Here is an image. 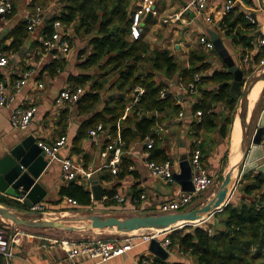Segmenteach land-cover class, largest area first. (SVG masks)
<instances>
[{"label": "crops", "instance_id": "0c3cea01", "mask_svg": "<svg viewBox=\"0 0 264 264\" xmlns=\"http://www.w3.org/2000/svg\"><path fill=\"white\" fill-rule=\"evenodd\" d=\"M58 1L47 0L45 2L43 8H41L42 23L32 31H28L27 29L26 31H20L18 29L22 25L27 27V19L35 12L33 7H31L32 0H13L11 13L0 17V55L7 62L4 67L0 68V83L5 86L7 92H12L14 83L21 79L24 73L31 72L32 75L28 82L17 92L13 103L7 107L0 108V157L27 138H32L36 144L37 141L52 143L61 136L66 137V144L58 155L60 159L48 162L45 157L47 165L39 177V183L46 191V195L39 203L45 206L46 212L60 217L70 215V217L75 218L87 214L116 215L118 217L162 214L158 209L160 204L174 199L183 192L180 185L174 179L173 182L168 183L164 180L151 177L146 168L145 154L148 153L149 160L155 163L172 162L173 175L179 174L181 173V162L184 160V157L190 166L189 159L196 142L203 143L208 149L204 155V161H202L203 165L213 177L214 182L216 180L218 183H221L218 179L219 176L223 180L225 170L227 169L228 171L231 167V162L236 160V157L238 158V156H232L235 148H232L231 133L228 144L227 140L219 138L217 131L202 133L195 141L190 135V125L192 122H198L200 117H196V114L191 112V106L198 95L196 89L193 92H187L177 83H171L169 92L178 95L184 117L182 119L176 118L163 121L161 123L163 129L159 133V141L156 144L154 141L153 147L150 150L146 149V141L136 140L127 148H125L124 144V154L121 157L116 174H112L107 167V158L101 156L105 146L109 142L107 136L112 135L109 128L101 124L104 131L96 138L98 144H95L88 134L94 127L87 131L85 138L75 142L81 125L89 120L94 112L102 109V105L108 96L116 93L107 90L101 92V105L99 106V103L95 106V111L87 113L80 112L77 103L70 104L57 101L59 92L66 87L73 88L80 76H91L90 83H92L100 73L95 67V71L90 74H84L79 71V69H82L80 63L89 54V50L87 49L85 55H79L80 51L87 48L88 37H75L70 29H68L66 35L71 40L69 52L73 48L76 49V55L73 59L69 58V52L62 56L57 49H53L50 52L45 51L43 40L50 37L45 38L43 36V29L49 20L47 19L49 15L59 14ZM140 1L133 0L130 13L137 8ZM149 1L157 11V15L142 14L141 40L149 46L151 51H168L176 60L184 59L183 64L177 61L181 67L187 66L189 50L203 51L208 55V61L211 63L209 73L215 70H228L227 64L224 61L225 58H230L237 67V53L231 46L230 40L225 37L223 31L218 27V22L225 15L221 11L224 0H209L205 15L210 16V23H205L202 17L192 20V12L186 9L187 0ZM233 12L236 16L248 14L255 20L254 42L251 54L255 55L263 51L264 48L258 45V41L264 32V0H246L245 7L235 9ZM209 31L218 36V40L222 45L220 52H216L215 49L204 51L199 46V37L203 35H206L209 41L213 43L208 35ZM194 33L196 35L192 37L191 34ZM19 36L24 37L20 38ZM15 39H21L22 44L17 50H12L11 46ZM75 39H79L82 45H79L80 42L77 43L78 41H75ZM128 40L131 41L129 35ZM220 53L225 55L221 56ZM55 55H60V58H64L65 65L55 75H51L44 70V67L51 60H56ZM90 83L82 87L84 89L83 94L88 91ZM39 84H41V88L38 87ZM131 97L132 95L127 93L124 96L126 100ZM31 106H35L37 109L31 126L26 130L13 129L9 121L12 111L15 109H26ZM263 107L264 104L259 108L255 118H253V115L251 117V120L254 119L255 124L249 132L250 140L257 129L258 119ZM159 116L160 114H155L156 118ZM174 132L177 134V139L174 137ZM237 145L236 143L235 147ZM77 149L79 152L76 151ZM225 151H227L226 162H224ZM230 154L232 157L229 158ZM62 159H70L80 169L92 171L93 174L90 182L83 184L82 180L78 178L69 181L64 180L60 163ZM256 162L259 166L264 165V155L256 160ZM121 174L122 177H120ZM245 175L246 178L240 180L236 186L237 190L233 202L237 203L240 200H245L249 203L255 198H259L264 192L263 183L260 189L253 191L252 194L246 195L244 193L245 186L253 184L255 182L254 178L260 176V179L264 180V167L259 171L255 169L249 170ZM95 179L100 188L98 199H95L93 193L92 181ZM69 182H74L77 186L83 185L90 192L91 205L89 207L81 206L78 203L73 206L67 201L70 198L60 195V190L67 187ZM207 191V193L203 192V194L197 195L198 203L185 211L197 209L210 201L214 195V191L210 189ZM49 193L53 197L46 200ZM143 194L145 198L140 199V196ZM115 195L125 197L124 204H118L114 200ZM17 196H19L18 192L15 196L1 193L0 200L6 203L0 205L18 215L27 216L25 213L28 211V208L25 206V200L20 201V198ZM14 203L23 205L25 210H19L13 205ZM49 220L59 219L55 216ZM5 221L7 220L0 218V228H5L7 234L14 240L11 244L14 254L12 264H141L145 260H151L154 263L155 261H161L162 264H195L194 258L189 254L180 253L176 248H165L162 245L161 238L156 239V242L159 243L160 248L166 254V258L163 259L155 255L150 249V241L146 243L140 242L139 236L146 233V230H139L143 232L136 235L132 233H119L113 229L67 232L56 228L39 229L37 230V234L36 232L24 231L22 228L13 226L10 221ZM219 221L220 217H213L212 215L200 221L197 225H211L212 229L209 230L211 234L215 231V226H217V222ZM175 229L182 228L177 227ZM60 232L64 234L59 238L56 234ZM75 233L79 235L77 236L78 240L74 242L105 239L113 240L118 245L130 244L131 249L122 256L113 258L105 263H97L81 257L69 259L67 253L61 248L60 242L68 240L64 235H75ZM0 258V264H3V258L1 256Z\"/></svg>", "mask_w": 264, "mask_h": 264}, {"label": "trees", "instance_id": "16d2710c", "mask_svg": "<svg viewBox=\"0 0 264 264\" xmlns=\"http://www.w3.org/2000/svg\"><path fill=\"white\" fill-rule=\"evenodd\" d=\"M46 1L32 0L31 7L34 10L37 7L43 8ZM132 3L133 0H64L58 5L59 14L47 17L49 20L43 29L45 38L51 37L56 21L72 30L75 37H88L87 48L80 51L79 55H85L87 49L89 54L80 63V67L83 70L95 67L100 73L92 83L91 76L82 75L74 85L73 88H78L91 84L76 102L80 112L95 111V106L101 103V92L104 90L117 95L113 101L103 103L102 109L94 112L81 125L75 142L85 138L89 129L102 124L110 129L112 136L120 135L125 148L136 140L145 141L147 137L154 139L156 144L159 140L152 133L153 127L165 120L178 118L182 111L177 102L178 95L175 99L169 92L171 83H177L188 92V85L199 75V82H194L198 96L191 106V112L196 114L200 111L201 117L198 122L191 123L190 135L196 141L202 133L217 131L219 138L228 143L238 104L230 91L233 74L227 69L209 73L211 63L208 55L200 50H189L187 66L181 67L170 52L151 51L141 39L129 41ZM20 27V31H26V26ZM218 27L236 51L237 68L244 79L253 75L254 67L264 57V50L251 54L255 26L242 14L236 16L232 12L220 19ZM65 39L71 44L69 37ZM21 44V39H15L12 50H17ZM64 65V58L54 59L44 70L55 75ZM137 86L144 90L137 102H133L136 94L127 100L118 97L126 91L127 94H132ZM163 89L168 94L160 99L159 93ZM156 113L160 114L157 118ZM195 148L201 151V160L204 161L208 149L203 143L197 142ZM76 151L79 152L78 149ZM226 155L227 151L224 162ZM245 178L246 175L240 176L238 183ZM218 179L222 182L221 176ZM254 180L253 184L245 186L246 195L260 189L264 183L260 176ZM60 195L81 206L91 205L90 192L83 185L77 186L74 182H69L67 187L62 188ZM3 203L6 202L0 200V204ZM13 205L19 210H25L23 205ZM213 217H220L213 233L209 234L211 225L175 229L166 236L170 241L169 247L189 254L194 258L195 264H264V192L249 203L245 200L237 203L228 200L221 212L213 214ZM154 264L162 262L155 261Z\"/></svg>", "mask_w": 264, "mask_h": 264}, {"label": "built area", "instance_id": "2783aa9c", "mask_svg": "<svg viewBox=\"0 0 264 264\" xmlns=\"http://www.w3.org/2000/svg\"><path fill=\"white\" fill-rule=\"evenodd\" d=\"M149 0H141L137 5V8L130 15V26H129V38L131 41L141 39V19L142 14H151L152 16L157 15V11L154 9L153 5ZM13 0H0V17L11 13ZM209 0H187L186 9L192 12V20L197 19L198 17H202L205 23H210L211 18L208 15H205V11L207 10ZM246 0H224L221 6V11L224 14L232 13L235 9L240 7H245ZM58 15V14H57ZM246 20L255 25V20L250 17L248 14L244 16ZM43 17L41 15V8L37 7L35 12L27 19V27L28 31H32L36 26L42 23ZM166 22V20H165ZM67 28L62 26L59 21L54 22L53 24V33L50 38L43 40V47L46 52H50L51 50H59L60 54L63 56L69 52V42L67 39L66 32ZM199 46L204 51H212L214 49V45L211 41H209L206 35L199 37ZM258 45L264 48V32L261 34ZM56 60L60 58V55L54 56ZM6 60L0 55V68L6 65ZM264 71V59H262L257 66L254 67V73L259 74ZM31 72H26L22 75V78L16 81L13 85L12 92H7L5 86L0 83V108L7 107L11 105L14 101L15 95L20 89L28 82L31 77ZM200 76L196 75L194 77L193 83L188 85L189 92H193L195 90L194 82H199ZM41 88V84L38 85ZM185 90V89H183ZM134 103L137 102L139 96L144 93V90L137 86L133 89ZM84 89L82 87L78 88H70L66 87L61 90L58 94L57 101L58 102H66L70 104L76 103L80 97L83 95ZM168 92L163 89L159 93L160 99H163L167 96ZM172 94V93H171ZM172 96L177 99L176 94H172ZM177 102L181 105L180 101ZM182 107V106H181ZM37 109L35 106H31L26 109H15L12 111L10 115V125L13 129L16 130H26L31 126L33 117L36 113ZM184 117L183 109L179 113L178 118L182 119ZM196 117H201V112H196ZM163 126L162 124H156L152 129L153 135L157 138L159 137V133L162 132ZM104 128L101 124H98L95 128L91 129L88 134L91 137V140L98 144L97 137L100 133H103ZM108 144L105 146L102 157L107 158V167L110 169L112 174H116L118 171V165L121 162V157L124 154V142L121 140L120 135L117 134L115 137L112 135L107 136ZM146 141V149L150 150L153 147L154 139L145 138ZM66 144V137L61 136L52 143H45L42 141H37L36 145L40 149V151L45 155L48 162L57 161V156L59 155L60 150ZM260 146H264V127L263 132L260 138ZM148 153L145 154L146 159V168L148 169L151 177L164 180L168 183L173 182V171H172V162L164 161L162 163H155L149 160ZM202 153L199 149H194L190 155L189 164L191 168V183L193 186V192H183L180 195L176 196L174 199L164 202L160 204L159 211L162 214H171V213H179L186 206L190 204L192 199L197 195L209 190L214 185V179L204 167L202 162ZM61 163V172L63 179L66 181L80 179L83 184H87L91 180V176L93 174L92 171L82 170L77 165L73 163L70 159H62ZM1 195V193H0ZM145 195H141L140 199H144ZM20 201H24V198H20ZM114 200L118 204H124L125 197L120 195H115ZM68 203L71 205H77L76 201L68 199ZM28 211L32 214L41 215L43 218L48 215L46 212V208L41 203H37L33 205ZM173 229H147L146 233L139 236L141 243H146L151 240H156L161 238L162 245L167 248L170 245L169 239L166 237ZM210 234V232H209ZM13 238L10 237L5 228H0V256L3 258V264H12V258L14 256L12 250V242ZM61 248L67 253L69 259L74 258H86L89 260H93L97 263H105L113 258L122 256L127 251L131 249V245H118L113 240H90V241H82V242H73L70 240H62L60 242ZM141 264H154L151 260H145L141 262Z\"/></svg>", "mask_w": 264, "mask_h": 264}, {"label": "water", "instance_id": "95a60500", "mask_svg": "<svg viewBox=\"0 0 264 264\" xmlns=\"http://www.w3.org/2000/svg\"><path fill=\"white\" fill-rule=\"evenodd\" d=\"M63 2L64 0L58 1L59 4ZM208 35L213 41L215 51L220 52L222 50V45L218 40V36L211 31L208 32ZM220 55L224 56L225 54L220 53ZM224 61L227 64L228 71L233 74V81L230 88L231 94L238 101L232 123L231 137L235 133H240L241 135L240 141L233 151L232 156L239 154L240 158L237 164L227 171L217 192L205 205L194 210L171 214L133 215L124 218L116 215L87 214L79 218L59 220L24 219L19 217L17 213L0 205V218L10 221L13 226L31 229L57 228L67 232L114 229L119 233H132L134 231L147 229L174 230L177 227L194 226L207 217L220 212L225 207L227 201L221 208H218V206L225 201L224 199L227 196H225V194L235 174L240 172V176H243L249 170L255 169L259 171L264 167V165L259 166L256 162V160L264 155V146H260V138L264 127V107L259 116L255 134L250 140L248 106V94L257 82L264 81V73H259L250 78L247 82H244L243 74L230 58H225ZM126 93L127 91L118 95V97L124 99ZM116 97V94L110 95L104 103L111 102ZM256 108L257 105L255 109ZM232 156L230 154L229 158ZM57 158L60 159L59 156H57ZM183 159L184 160L181 162V173L174 174L173 179L180 185L182 192H193L191 169L185 161V157ZM46 165L45 155L33 142L32 138L25 139L18 146L0 157V193L15 196L18 192L19 196L17 197L24 198L25 206L28 209L31 208L33 205L39 203L46 195L45 189L39 183V177ZM92 186L95 199H98L100 196V188L97 185L96 179L92 181ZM25 214L31 215L29 211ZM150 249L155 255L163 259L166 258V254L160 248L156 240L150 241Z\"/></svg>", "mask_w": 264, "mask_h": 264}, {"label": "rangeland", "instance_id": "374dc122", "mask_svg": "<svg viewBox=\"0 0 264 264\" xmlns=\"http://www.w3.org/2000/svg\"><path fill=\"white\" fill-rule=\"evenodd\" d=\"M70 34V33H69ZM71 35V34H70ZM192 35V37H194L196 34L194 33V34H191ZM75 41H78L77 43H79L80 41H79V39H75ZM79 45H82V43L80 42V44ZM72 46H73V44H72ZM72 48V47H71ZM68 55H69V58L70 59H73L74 58V56L76 55V49H71L70 50V52L68 53ZM177 61L180 63V64H183L184 63V59L183 60H179V59H177ZM79 71L81 72V73H84V74H90V73H93L94 71H95V68L93 67V68H90V69H88V70H80L79 69ZM262 73H264V71L262 72ZM261 74V73H260ZM257 74L256 73H253V75H251L250 77H248V78H245L243 81L244 82H247L250 78H252L253 76H256ZM244 85V84H243ZM262 92V93H261ZM258 103V104H257ZM262 104H264V84H263V86L261 87V89L259 90V92H258V94H257V96H256V99H255V102H254V105H253V108H252V111H251V117H252V115H253V118H255V116H256V114L258 113V110H259V108L261 107V105ZM101 105V103L99 104V106ZM256 105H257V108L255 109V107H256ZM255 110V111H254ZM253 111H254V113H253ZM255 124V122H254V119H252L251 120V122H250V125H249V132L251 131V129H252V127H253V125ZM174 137H175V139H177V134H176V132H174ZM173 142H175L174 140H173ZM229 143V142H228ZM227 143V144H228ZM228 161H229V159H228ZM226 173H227V169L225 170V172H224V175H226ZM242 176V175H241ZM239 177H240V172H237L236 174H235V176H234V184H233V187L231 188V190L229 191V193H228V195L226 196V198H225V201H224V203L223 204H225V202L226 201H228V200H230V202H233V200H234V196H235V194H236V186H237V184H238V181H239ZM220 184L221 183H218L216 180H215V182H214V185L212 186V188H210V190H212V191H214V195H215V193L217 192V190H218V188H219V186H220ZM241 187V186H240ZM208 191H205L204 193H207ZM203 194V193H202ZM53 196H52V194L51 193H49L48 194V197H47V199L46 200H48V199H51ZM209 202V201H208ZM196 203H198V198H193V200L191 201V203L188 205V206H186L181 212H183V211H185V210H187V209H189L192 205H194V204H196ZM203 206V205H202ZM201 207V206H200ZM48 213V212H47ZM19 217H21V218H24V219H45V220H49V219H51V218H54L55 216L57 217V219H66V218H75V217H70V216H64V217H60V216H57V215H51L50 213H48V215H46L44 218L41 216V215H37V214H31V215H27V216H23V215H18ZM130 216H133V215H130ZM119 217H122V218H124V217H129V216H119ZM5 222H8V221H5ZM12 224V223H11ZM13 225V224H12ZM17 227H19V228H22V230H24V231H27V232H36L37 234H38V231L37 230H39V229H31V228H26V227H20V226H17ZM114 230V229H113ZM143 231H134V232H132V234H140V233H142ZM62 234H64V233H62V232H60V233H57L56 234V236L57 237H61L62 236ZM79 234L78 233H75V235H64L65 237H66V239H68V240H70V241H76V240H78V236ZM84 238H86V237H84Z\"/></svg>", "mask_w": 264, "mask_h": 264}, {"label": "bare ground", "instance_id": "6f19581e", "mask_svg": "<svg viewBox=\"0 0 264 264\" xmlns=\"http://www.w3.org/2000/svg\"><path fill=\"white\" fill-rule=\"evenodd\" d=\"M263 84H264V81H259V82H257L252 88H251V90H250V92H249V94H248V106H249V121H250V119H251V111H252V108H253V105H254V102H255V99H256V96H257V94H258V92H259V90L261 89V87L263 86ZM240 133H235V134H233L232 135V137H231V143H232V148H236L235 147V144L237 143H239V141H240ZM236 156H238V158L236 157ZM235 157H236V160H234V161H232L231 162V167L230 168H232L233 166H235L236 164H237V162L239 161V158H240V155L238 154V155H236ZM229 168V169H230ZM233 184H234V177H233V179H232V181H231V183H230V185H229V187H228V191H227V193L225 194V196L226 195H228V193H229V191L231 190V188L233 187ZM225 200V199H224ZM223 203H224V201L218 206V208H221V206L223 205ZM63 215V214H62ZM70 216V215H69ZM180 225V224H179ZM174 226V225H173Z\"/></svg>", "mask_w": 264, "mask_h": 264}]
</instances>
